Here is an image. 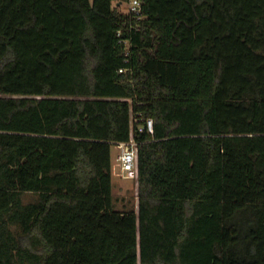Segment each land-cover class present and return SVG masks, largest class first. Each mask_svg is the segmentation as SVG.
<instances>
[{"label":"trees","instance_id":"trees-1","mask_svg":"<svg viewBox=\"0 0 264 264\" xmlns=\"http://www.w3.org/2000/svg\"><path fill=\"white\" fill-rule=\"evenodd\" d=\"M139 2L0 0V264H264V0Z\"/></svg>","mask_w":264,"mask_h":264},{"label":"built area","instance_id":"built-area-1","mask_svg":"<svg viewBox=\"0 0 264 264\" xmlns=\"http://www.w3.org/2000/svg\"><path fill=\"white\" fill-rule=\"evenodd\" d=\"M126 13L139 17V0H125ZM122 72V70H119ZM145 129L152 134V121L146 120ZM117 150L115 166L118 169V176L124 180L137 181V145L130 137L127 142L117 143L114 146Z\"/></svg>","mask_w":264,"mask_h":264},{"label":"rangeland","instance_id":"rangeland-1","mask_svg":"<svg viewBox=\"0 0 264 264\" xmlns=\"http://www.w3.org/2000/svg\"><path fill=\"white\" fill-rule=\"evenodd\" d=\"M119 10L126 12L125 3L120 5ZM117 156V150L113 146L111 148V162H112V199L113 207L115 210L128 211L134 210L137 212V182L124 180L118 176V169L115 166V158ZM115 174V176H114ZM34 199L33 196L25 194L22 197L23 203L30 202Z\"/></svg>","mask_w":264,"mask_h":264},{"label":"crops","instance_id":"crops-1","mask_svg":"<svg viewBox=\"0 0 264 264\" xmlns=\"http://www.w3.org/2000/svg\"><path fill=\"white\" fill-rule=\"evenodd\" d=\"M114 176H115V174H114ZM112 182H113V175H112Z\"/></svg>","mask_w":264,"mask_h":264}]
</instances>
